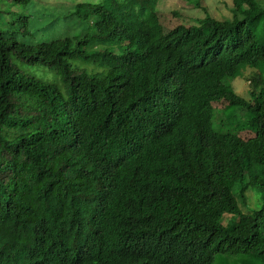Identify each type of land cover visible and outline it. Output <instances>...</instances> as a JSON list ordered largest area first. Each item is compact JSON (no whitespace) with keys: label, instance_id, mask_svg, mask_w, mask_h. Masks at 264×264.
<instances>
[{"label":"trees","instance_id":"trees-1","mask_svg":"<svg viewBox=\"0 0 264 264\" xmlns=\"http://www.w3.org/2000/svg\"><path fill=\"white\" fill-rule=\"evenodd\" d=\"M94 1L45 3L80 36L20 43L27 15L0 30V264H264V132L213 123L214 104L264 120V74L250 101L231 86L264 67V0L161 47L159 0Z\"/></svg>","mask_w":264,"mask_h":264},{"label":"rangeland","instance_id":"rangeland-1","mask_svg":"<svg viewBox=\"0 0 264 264\" xmlns=\"http://www.w3.org/2000/svg\"><path fill=\"white\" fill-rule=\"evenodd\" d=\"M46 1L53 5L57 2H66L67 5H74L78 3H94V0H32L29 5L15 6L9 0H0V30L6 29L14 31L12 28L13 21L19 15H27L30 17L32 25L29 34H17L15 37L20 43L33 44L40 41H50L61 37H76L80 36L87 30V26L83 24L71 25L58 22L51 25L54 18L51 11L56 9H49L46 6ZM233 7L232 0H159L156 14L151 20V28L154 32V43L161 47L167 41L170 35L179 33L184 25L194 24V18H201L205 16L204 9H207L209 14L218 19L223 20L232 16L230 8ZM131 43L128 44L130 46ZM120 48L123 50L127 44H121ZM132 46V45H131ZM123 47V48H122ZM133 47V46H132ZM122 52V51H119ZM18 66L31 74L42 75L39 72L46 68L38 69L37 67H29L23 63H18ZM256 73L264 74V67L261 69H254L246 67L242 74L232 81L231 86L233 90L247 101L251 100V78ZM52 80V75L48 73ZM221 103V102H215ZM218 109L214 113V126L220 132L234 131L238 126L242 130L239 134L244 140H248L255 135L264 132V120H261L255 127V132L245 130L248 122L255 120V115L251 111L241 109L238 111L232 110L234 113V120L231 119L232 113L229 110H223L225 104H214ZM240 109V108H239ZM245 128V129H244ZM248 203L251 208H256L257 200L251 192H248Z\"/></svg>","mask_w":264,"mask_h":264},{"label":"clouds","instance_id":"clouds-1","mask_svg":"<svg viewBox=\"0 0 264 264\" xmlns=\"http://www.w3.org/2000/svg\"><path fill=\"white\" fill-rule=\"evenodd\" d=\"M158 8V7H157ZM250 85H251V83H250ZM241 133V132H240ZM240 136V135H239Z\"/></svg>","mask_w":264,"mask_h":264}]
</instances>
